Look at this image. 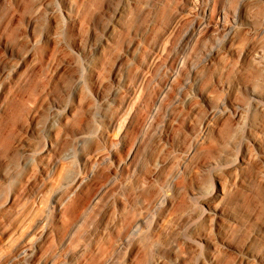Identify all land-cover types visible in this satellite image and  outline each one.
<instances>
[{
    "label": "rangeland",
    "instance_id": "rangeland-1",
    "mask_svg": "<svg viewBox=\"0 0 264 264\" xmlns=\"http://www.w3.org/2000/svg\"><path fill=\"white\" fill-rule=\"evenodd\" d=\"M0 264H264V0H0Z\"/></svg>",
    "mask_w": 264,
    "mask_h": 264
},
{
    "label": "bare ground",
    "instance_id": "bare-ground-1",
    "mask_svg": "<svg viewBox=\"0 0 264 264\" xmlns=\"http://www.w3.org/2000/svg\"><path fill=\"white\" fill-rule=\"evenodd\" d=\"M235 20H236V19H234V21H235ZM173 76H174V75H173ZM169 81H170V80H167L166 83L164 84V86H163L162 88H160V89L158 90V92L156 93V98H155V100H154L153 105L151 106V108H150L149 111H148V116H151V115L154 113L155 108L157 107V105H158L159 102H160L159 100H160L161 96L164 94L165 89H166L168 83H170ZM171 81H172V79H171ZM168 86H169V85H168ZM148 116L144 119V121H143V125H146V124L148 123V121H149V120H148V118H149ZM221 194H224V190H220V191H219V195H221ZM159 200H161V198H159ZM212 210H214V212H215L216 214L219 213V211H220L219 207H218V206H215V205L212 206ZM138 221H139V219H136V223H138ZM257 258H259V256H258ZM260 260H261V259H260Z\"/></svg>",
    "mask_w": 264,
    "mask_h": 264
}]
</instances>
